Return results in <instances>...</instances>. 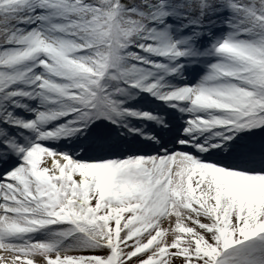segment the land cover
Segmentation results:
<instances>
[{"label": "snow or ice", "instance_id": "1", "mask_svg": "<svg viewBox=\"0 0 264 264\" xmlns=\"http://www.w3.org/2000/svg\"><path fill=\"white\" fill-rule=\"evenodd\" d=\"M0 264H264V0H0Z\"/></svg>", "mask_w": 264, "mask_h": 264}]
</instances>
